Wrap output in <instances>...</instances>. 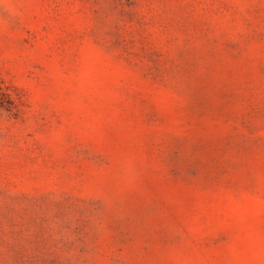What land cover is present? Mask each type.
<instances>
[{
	"label": "rangeland",
	"instance_id": "1",
	"mask_svg": "<svg viewBox=\"0 0 264 264\" xmlns=\"http://www.w3.org/2000/svg\"><path fill=\"white\" fill-rule=\"evenodd\" d=\"M0 264H264V0H0Z\"/></svg>",
	"mask_w": 264,
	"mask_h": 264
}]
</instances>
